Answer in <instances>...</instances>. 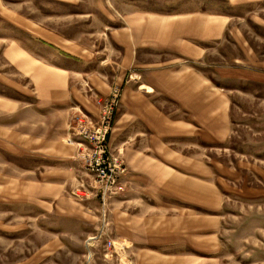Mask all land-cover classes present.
<instances>
[{
  "label": "crops",
  "instance_id": "crops-1",
  "mask_svg": "<svg viewBox=\"0 0 264 264\" xmlns=\"http://www.w3.org/2000/svg\"><path fill=\"white\" fill-rule=\"evenodd\" d=\"M116 2L0 0V85L15 95H0V202L53 215L51 253L63 241L91 256L101 247L114 264H220L222 168L201 146L228 141L231 101L195 65L232 18ZM225 3L261 22L264 0ZM113 85L122 96L108 142L128 174L108 202L104 236L87 250L100 202L74 158L70 125L78 116L95 123V101ZM167 102L179 117L164 112Z\"/></svg>",
  "mask_w": 264,
  "mask_h": 264
},
{
  "label": "rangeland",
  "instance_id": "rangeland-1",
  "mask_svg": "<svg viewBox=\"0 0 264 264\" xmlns=\"http://www.w3.org/2000/svg\"><path fill=\"white\" fill-rule=\"evenodd\" d=\"M116 1L118 9L123 2L131 9L160 13L198 10L231 16L224 39L211 45L195 67L228 93L232 133L225 144L215 149L204 145L201 150L206 161L222 168L218 173L224 216L220 264H264V12L261 22L244 21L243 11H230L225 0ZM0 95L15 97L2 85ZM161 106L172 117L180 116L172 104ZM87 177L96 192L93 179ZM56 227L60 223L51 214H40L26 204L0 202V264H114L104 260L101 247L91 256L87 247L88 251L70 247V252L62 241L51 253L50 234Z\"/></svg>",
  "mask_w": 264,
  "mask_h": 264
},
{
  "label": "built area",
  "instance_id": "built-area-1",
  "mask_svg": "<svg viewBox=\"0 0 264 264\" xmlns=\"http://www.w3.org/2000/svg\"><path fill=\"white\" fill-rule=\"evenodd\" d=\"M121 96V87L113 85L106 97L95 101L99 111L95 123L85 116H78L70 125V132L80 139L76 142L74 158L81 164L84 173L93 179L95 197L100 202V229L87 238V248L93 247L94 241H99L104 236L108 202L124 191V180L128 174L124 160L120 154L111 151L108 142ZM74 197L81 201L84 194L75 193ZM106 244L111 245L110 241Z\"/></svg>",
  "mask_w": 264,
  "mask_h": 264
}]
</instances>
